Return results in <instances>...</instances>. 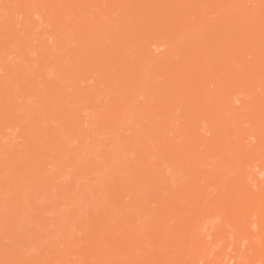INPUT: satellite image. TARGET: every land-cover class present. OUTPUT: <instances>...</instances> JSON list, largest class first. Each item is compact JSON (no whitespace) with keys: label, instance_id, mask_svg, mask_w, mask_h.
Segmentation results:
<instances>
[{"label":"bare ground","instance_id":"bare-ground-1","mask_svg":"<svg viewBox=\"0 0 264 264\" xmlns=\"http://www.w3.org/2000/svg\"><path fill=\"white\" fill-rule=\"evenodd\" d=\"M98 125L121 146L102 162L88 159L105 145ZM250 157L264 163V0H0V193L25 190L12 201L40 214L56 159L98 174L96 215L66 257L225 259L206 247L210 227L190 224L212 206L211 244L225 223L239 235L227 263L264 264V178L245 172Z\"/></svg>","mask_w":264,"mask_h":264},{"label":"rangeland","instance_id":"rangeland-1","mask_svg":"<svg viewBox=\"0 0 264 264\" xmlns=\"http://www.w3.org/2000/svg\"><path fill=\"white\" fill-rule=\"evenodd\" d=\"M154 53H156V51H154ZM90 82L89 85L88 83L86 85L91 89ZM83 86L85 87V84ZM86 97L84 96V101ZM83 100V106H86L87 101L83 102ZM88 116L89 112L87 111L81 113L79 115V121L83 122L82 128L85 129L89 134H91L92 130L96 128V125L90 122ZM98 128L103 133H105L103 134V136H100L98 138V141H104L105 145L97 149L96 153L103 150L100 155H96L95 153L88 156V159L94 160L96 158L95 161L102 162L110 154V152L117 151V149H120L121 146L119 144L112 143V136L116 133H111L109 129H107L104 125H98ZM15 132H13V136L8 139L9 132L4 133L3 131L2 135L7 136V138L2 142L5 143L8 139V141L10 140L11 145L19 143L22 144L21 140L16 139ZM10 135H12L11 130ZM126 135L128 136V134ZM172 136L173 135H169V137ZM175 145L180 148V141L175 142ZM199 149H201V147H199L198 150ZM54 159L55 158L52 159L48 156L46 158L48 163H50ZM64 160L56 159V163L60 165L52 164L50 166H46L50 172V176L48 177V179H50V184L57 187L53 188L48 193L49 196L47 200L42 203H38L42 208L43 213L40 212L39 214L37 211L31 210L29 205L25 207H17L18 202L15 203V201H12V199L15 195L26 197L28 195V192L23 189L22 191L19 190L18 192L13 193H11L12 191L10 192L11 189H9L5 190L3 194L0 193V264H146L145 261L147 260V258L140 257H123L116 259L109 257L97 259L84 258L78 260L77 262H75L74 257H66L70 251H77V241L82 237V231L80 230V228L83 226V221L86 219L87 215H96V208L93 207L94 201L91 199V192H93V189L96 187L94 186L93 188V184H90L89 180L93 178L97 179L98 174H88L90 165L87 164V162H84L82 165H80L78 170L74 169V171H70L72 167H70L69 164L67 165L68 162H64ZM249 161L250 166L245 168V172L250 173L251 177L256 176L257 179H259L258 181H262L264 178V172L261 173L260 170L261 168H263L264 163H262V161H255L252 157L249 158ZM1 165L2 161L0 163V166ZM102 165H105V162L102 163ZM102 171L108 172L109 167H102ZM13 181L14 179L8 184L13 183ZM256 182L257 181H255V183ZM260 186L264 185H261L260 183ZM21 187L22 186H20V188ZM63 187L68 188L65 191V194H68L65 196H63L64 191L63 189H61ZM16 188L19 187L16 186ZM86 191L88 194L83 195V193ZM87 195V199H90L92 202L87 203L86 200H83V198H85ZM81 208H83V210H81ZM213 210L214 208L212 206H207L203 211L202 209L200 210V208H198L196 212L202 211V213L200 214L199 212L197 214L195 211L192 212L190 224L193 226L204 228L202 231L203 233L199 232V228H196L199 234L202 233L201 236L203 234H206V227H210L209 231H207L209 235L206 234L207 238H205L206 236L203 235V238L205 239L204 241L206 242V247L212 253H220L221 251V253H224V255H226V257L224 256L225 259L220 258L218 260H215L214 262V259L209 256V258L206 260L199 261L198 258H195L187 260L186 262H181L182 260L173 258L157 257L151 258L148 264H228V256L232 255L233 253L231 252V249H233L232 244L234 246L237 245L239 235H237L235 231L231 230V227L229 225L231 222H229L228 224L225 223L223 224V227H221V229H219L218 231L220 232V234H218V237L222 240H220V242L216 244H211L212 238L210 239V234L213 233L214 236H212V234L211 236L215 238L216 232H213L215 231L214 227L217 225L220 226L221 223V220L217 217L209 221L206 220L207 218H205V216L208 215L209 211L213 212ZM80 211H83L84 215L82 213L80 214ZM37 215L38 217L43 216L44 219L56 217L57 220L56 222L48 226H46L45 224L38 225L36 223V219L38 218ZM209 215L212 216L211 214ZM198 216H200L199 219L201 218L200 220L202 221H198ZM39 220L40 219H38V221ZM50 222L52 221L50 220ZM51 231H53V233H51ZM141 232L143 231L141 230ZM53 242L54 245L52 246L51 243ZM121 243L126 247L127 251H130V248L133 246V241L130 240V236L127 233H124V236L121 239ZM228 243H230V245L224 246ZM137 246L139 245H136V247ZM223 246L226 250L223 249ZM148 248V246H141L140 250H148ZM55 250H59L61 252L58 253L55 252ZM237 261H239V264H244L249 260ZM229 264H232V262H230Z\"/></svg>","mask_w":264,"mask_h":264}]
</instances>
